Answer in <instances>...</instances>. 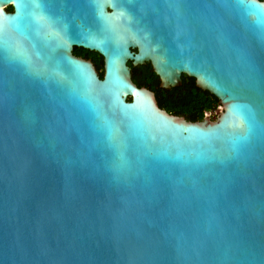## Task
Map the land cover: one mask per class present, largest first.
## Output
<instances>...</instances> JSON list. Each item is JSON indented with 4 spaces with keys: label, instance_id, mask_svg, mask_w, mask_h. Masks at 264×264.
<instances>
[{
    "label": "water",
    "instance_id": "95a60500",
    "mask_svg": "<svg viewBox=\"0 0 264 264\" xmlns=\"http://www.w3.org/2000/svg\"><path fill=\"white\" fill-rule=\"evenodd\" d=\"M0 264H264V1L0 0Z\"/></svg>",
    "mask_w": 264,
    "mask_h": 264
},
{
    "label": "flooded vegetation",
    "instance_id": "af4514ba",
    "mask_svg": "<svg viewBox=\"0 0 264 264\" xmlns=\"http://www.w3.org/2000/svg\"><path fill=\"white\" fill-rule=\"evenodd\" d=\"M7 10L8 12H11L12 8L9 7ZM73 53L77 57L91 60L94 63L91 54L86 52V50L84 51V49L81 50L79 48H74ZM128 66L131 69L134 83L140 88H146L154 92L158 106L161 110L166 111L169 115L185 118L189 122H200L204 120V118L199 120L198 116L196 117L197 112L205 107V96L203 93L199 92L201 89L197 86L194 78L183 74L180 86L165 89L161 86L160 78L154 72L151 63L134 66L132 62H129ZM190 94L199 97V99L186 103L184 100ZM128 101H131V98H129ZM218 107H221L220 103L215 110L211 111V113L220 110ZM213 118L216 120L218 117L210 116L211 120H213Z\"/></svg>",
    "mask_w": 264,
    "mask_h": 264
},
{
    "label": "trees",
    "instance_id": "16d2710c",
    "mask_svg": "<svg viewBox=\"0 0 264 264\" xmlns=\"http://www.w3.org/2000/svg\"><path fill=\"white\" fill-rule=\"evenodd\" d=\"M262 1H264V0H262ZM86 52L91 54L92 59L94 61V64L96 65V68L99 71L100 78L102 79L103 78V58L95 52H90L87 50H86ZM199 92L203 93L205 96V103H204L205 107H203V109H201L199 112H197L196 117L198 116V119L202 120L203 118H205V116L208 112L215 110V108L219 105V101L216 97L211 95L209 92H203L202 90H200ZM198 99H199V97L193 96L190 94L187 96V98L184 101H186V103H190V102H193V100L195 101Z\"/></svg>",
    "mask_w": 264,
    "mask_h": 264
},
{
    "label": "rangeland",
    "instance_id": "374dc122",
    "mask_svg": "<svg viewBox=\"0 0 264 264\" xmlns=\"http://www.w3.org/2000/svg\"><path fill=\"white\" fill-rule=\"evenodd\" d=\"M221 108V107H218ZM216 112V113H215ZM211 113V112H210ZM213 114V115H212ZM220 115V110H216L214 112L211 113V117H218ZM213 120H215V118H213Z\"/></svg>",
    "mask_w": 264,
    "mask_h": 264
},
{
    "label": "built area",
    "instance_id": "2783aa9c",
    "mask_svg": "<svg viewBox=\"0 0 264 264\" xmlns=\"http://www.w3.org/2000/svg\"><path fill=\"white\" fill-rule=\"evenodd\" d=\"M210 114V116H211V113H209ZM213 115V114H212Z\"/></svg>",
    "mask_w": 264,
    "mask_h": 264
}]
</instances>
